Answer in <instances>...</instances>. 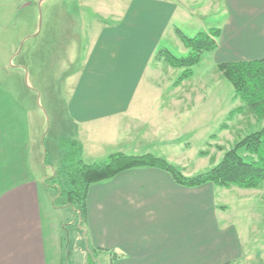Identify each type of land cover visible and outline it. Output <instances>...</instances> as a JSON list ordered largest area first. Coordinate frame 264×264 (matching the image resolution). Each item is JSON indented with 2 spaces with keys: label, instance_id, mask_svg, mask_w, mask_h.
Returning <instances> with one entry per match:
<instances>
[{
  "label": "crops",
  "instance_id": "crops-1",
  "mask_svg": "<svg viewBox=\"0 0 264 264\" xmlns=\"http://www.w3.org/2000/svg\"><path fill=\"white\" fill-rule=\"evenodd\" d=\"M99 1L104 6L99 12L112 21L102 24L97 19L100 28L91 38L85 74L69 102V115L80 126L74 131L79 134L85 127L90 136L106 133L124 120L125 132L134 150L138 149L131 154L152 153L154 144L177 137L173 120L178 108L185 111L178 88L173 86L167 99H162L163 91L158 92L156 102L145 108L134 102L138 89L133 85L146 62L156 59L163 34L171 30L176 35L175 18L182 13L194 18L196 32L220 28L217 46L210 52L215 65L264 57V0L200 4L189 0L191 5L185 0V7L183 0H118L119 9L110 11L106 0ZM210 14L217 17H199ZM24 145L8 158L13 170L2 168L10 181L4 182L0 174V264H61V248L50 233L48 204L40 199L41 190L49 188L44 181L55 173L36 180L16 172L17 168L29 170L30 151L22 150ZM228 191L246 198L262 197L264 184L257 189L211 183L185 187L162 169L125 170L87 191L84 254L100 249L96 257L106 255L107 264H236L242 244L238 228L225 220L228 205L223 200ZM113 254L117 257L112 258Z\"/></svg>",
  "mask_w": 264,
  "mask_h": 264
},
{
  "label": "rangeland",
  "instance_id": "rangeland-1",
  "mask_svg": "<svg viewBox=\"0 0 264 264\" xmlns=\"http://www.w3.org/2000/svg\"><path fill=\"white\" fill-rule=\"evenodd\" d=\"M106 1L109 11L119 9L120 1ZM206 1L198 0V3ZM100 3L99 0H0V174L4 182L10 181V174L6 179L2 168L9 166L8 158L22 144H25L22 150L27 147L30 151V154L26 152L29 170L17 168L16 172L36 180L54 173L59 176L58 169L68 151L66 141L75 140L81 145L78 157L84 162L103 161L115 152L138 153L125 132L124 120H119L106 133L90 136L85 127L79 134L78 130L74 131L80 126L69 115V102L85 74L91 38L100 28L97 19L102 24L112 21L111 16L99 12L104 8ZM182 3V7L187 5L185 0ZM207 16L199 15L206 20L216 15ZM173 22L186 35L196 33V21L188 19L185 13ZM156 47V50L167 48L176 56L188 52L171 30L163 34ZM210 52L203 53L190 78L174 86L185 110L178 108L173 120L176 139L156 143L152 148L154 155L177 165L186 175L213 166L223 150L234 144L236 136L264 127V120L257 121L253 115L228 117L240 101L234 97L231 83L221 75ZM180 71L162 61L148 60L142 75L133 83L138 89L134 102L149 108L160 91H163L162 99H167ZM223 123L228 124L226 129H221ZM212 133L216 139L210 141ZM208 141L220 144L223 150L212 147L207 154L200 155V150L207 149ZM10 166L9 171L13 170ZM59 182L63 186L66 179L60 175ZM41 191L40 199L48 204L50 233L61 248V262L69 251L71 264H86L84 252L88 246L79 215L71 207L63 206L61 198L55 200L57 194L51 186ZM261 194L262 197L246 198L228 191L223 200L228 205L225 220L238 228L242 244V255L236 264H264V191ZM107 259L106 255L97 257L99 264H107Z\"/></svg>",
  "mask_w": 264,
  "mask_h": 264
},
{
  "label": "trees",
  "instance_id": "trees-1",
  "mask_svg": "<svg viewBox=\"0 0 264 264\" xmlns=\"http://www.w3.org/2000/svg\"><path fill=\"white\" fill-rule=\"evenodd\" d=\"M175 34L188 50L184 56H176L168 49L158 50L155 58L168 66L181 69L173 81V86L180 85L192 75L193 66L197 65L206 51H212L217 46L220 28L210 27L208 30L196 32L189 36L180 29H175ZM222 76L231 83L234 97L240 102L229 112L228 117L235 114L253 115L257 121L264 120V57L251 60L226 61L217 64ZM227 123L221 124V129H226ZM210 141L216 139L212 133ZM234 144L224 149L218 143L206 142L207 149L199 151L200 155L208 153L209 148L223 150L219 161L213 166L198 173L186 175L181 168L167 159L152 153L127 154L115 152L108 155L107 159L99 162H84L78 157L80 146L74 141L64 144L68 151L62 158L58 169L66 182L60 185L59 176L47 178L44 182L50 183L56 191L55 200L62 199L63 206L71 207L84 225L86 211V196L89 187L93 184L105 182L115 175L129 169L153 167L166 171L179 185L197 187L211 183L221 187H238L241 189H257L264 184V127L234 139ZM62 144V145H64ZM102 250L91 248L85 253L86 264H99L97 255ZM69 251L61 264H71ZM117 257L116 254L112 258Z\"/></svg>",
  "mask_w": 264,
  "mask_h": 264
}]
</instances>
